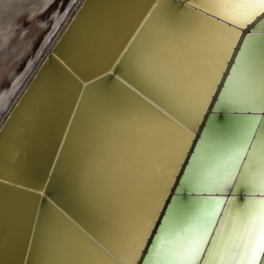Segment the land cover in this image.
<instances>
[{"label": "water", "instance_id": "water-1", "mask_svg": "<svg viewBox=\"0 0 264 264\" xmlns=\"http://www.w3.org/2000/svg\"><path fill=\"white\" fill-rule=\"evenodd\" d=\"M187 6L188 0L69 2L62 24L0 117V264H55L68 232L110 264L88 239L94 235L113 245L121 240L111 231L116 209L106 212L105 174L97 173L98 159L112 134L113 119L135 107L161 121L140 93L155 97L153 105L168 103V98L133 68L152 61L158 44L182 38L192 29L197 21ZM222 83L210 97L213 103L206 106L205 118L196 123L164 205L176 195ZM152 161L149 167L158 163ZM131 182L133 204L121 223L142 215L152 201L148 177ZM119 190L122 199V187ZM158 211L162 218L164 209Z\"/></svg>", "mask_w": 264, "mask_h": 264}, {"label": "snow or ice", "instance_id": "snow-or-ice-1", "mask_svg": "<svg viewBox=\"0 0 264 264\" xmlns=\"http://www.w3.org/2000/svg\"><path fill=\"white\" fill-rule=\"evenodd\" d=\"M187 7L193 30L208 28L194 59L178 73L133 68L168 98L153 105L155 97L140 93L169 144L151 167L152 201L135 230L119 245L88 236L110 264H264V0H188ZM221 81L176 195L164 205Z\"/></svg>", "mask_w": 264, "mask_h": 264}, {"label": "bare ground", "instance_id": "bare-ground-1", "mask_svg": "<svg viewBox=\"0 0 264 264\" xmlns=\"http://www.w3.org/2000/svg\"><path fill=\"white\" fill-rule=\"evenodd\" d=\"M22 1L24 0H0V66L4 65L9 58H14L16 55L15 50L9 47V45L7 46L10 28V20L7 19V14L12 4ZM54 1L31 0L29 3L31 6L30 12H43ZM63 20L64 16L60 22L58 16L53 17V26L43 39L34 59L29 62L22 76L12 80L13 83L10 90L2 95L0 117L4 108L11 102L24 83L40 52L45 50L47 40L49 38L52 39V33L62 24ZM207 31L208 28L206 26H201L199 31H194L192 28L182 38H177L169 43L158 44L152 52L154 55L152 56V61L147 60L145 67L153 72H158L163 67H167L177 73L180 72L185 64L190 63L194 59L195 53L204 45ZM160 123L161 121L149 112L145 113L144 110L135 107L130 109L120 117L113 119L110 125L112 134L105 143L102 156L98 159L97 173L100 176L101 173L102 175L103 173L105 174V176L103 175V190L105 191L106 212L108 211L109 214H112L114 206L117 211H114L113 214L111 231L116 233L114 237L117 236V239L121 237L119 244L126 235L135 230L143 215L136 217L131 215L127 220L125 219L126 221L124 220L121 223L120 218L123 220L126 215L128 216V210L131 209L130 206L133 204L129 197V186L131 187L132 185L131 181L135 177L139 179L148 177L152 167L148 165L153 162L152 159H155L158 163L161 162L163 158L159 154L165 153L168 147V137L162 131H158ZM124 184L128 185L126 188L127 192L123 190ZM119 187H122L123 190L122 199ZM117 191L118 197L115 196ZM123 193L125 197H123ZM120 215L122 216L120 217ZM61 245L60 257L56 260L55 264H105L97 252L82 242L75 233L68 232L64 236Z\"/></svg>", "mask_w": 264, "mask_h": 264}, {"label": "rangeland", "instance_id": "rangeland-1", "mask_svg": "<svg viewBox=\"0 0 264 264\" xmlns=\"http://www.w3.org/2000/svg\"><path fill=\"white\" fill-rule=\"evenodd\" d=\"M30 1L12 4L7 14V19L10 20L7 46L12 47L16 55L0 66V102L2 95L10 90L12 80L22 76L29 62L34 59L43 39L53 26V17L58 16L60 22L71 0H55L43 12H30Z\"/></svg>", "mask_w": 264, "mask_h": 264}]
</instances>
